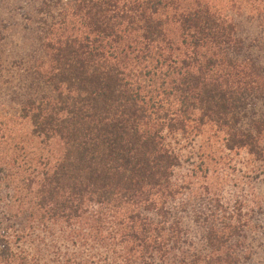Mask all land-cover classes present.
I'll return each mask as SVG.
<instances>
[{
	"label": "trees",
	"instance_id": "obj_1",
	"mask_svg": "<svg viewBox=\"0 0 264 264\" xmlns=\"http://www.w3.org/2000/svg\"><path fill=\"white\" fill-rule=\"evenodd\" d=\"M33 2L24 29L38 47L5 69L0 264H29L13 239L56 226L105 251L78 264H256V212L175 176L181 142L208 131L264 159V0L233 1L236 17L213 0ZM23 122L30 138L15 143Z\"/></svg>",
	"mask_w": 264,
	"mask_h": 264
},
{
	"label": "rangeland",
	"instance_id": "obj_2",
	"mask_svg": "<svg viewBox=\"0 0 264 264\" xmlns=\"http://www.w3.org/2000/svg\"><path fill=\"white\" fill-rule=\"evenodd\" d=\"M233 1L238 0H213V3L222 14L236 17L237 10L232 8ZM17 2L21 3L22 8L16 4ZM36 9L37 4L33 0H0V64L2 66L0 67V122L6 114L13 111L9 98L4 93L8 80L6 62L14 58L15 54L33 53L38 47L32 39H27L29 36L24 29L29 24L26 17L33 18ZM30 131L28 123H14L11 131L13 142L18 143L23 138H30ZM212 135L213 133L208 131L200 138L181 142L184 163L176 171V181L192 184V188L196 189L199 195L201 193L206 195L207 188L208 193L220 197L227 207L236 210L244 207L246 213L253 210L256 212L253 215L256 223L264 228V159L258 162L245 151H227L218 137ZM32 140V144L36 146L37 141ZM51 148L59 150L60 145L53 143ZM202 154H205V162L197 157ZM189 192L186 190L185 194L190 196ZM193 206L200 210L205 205L204 202H197ZM1 207L2 205L0 210ZM187 223L192 237L198 240L202 235V229L192 222L191 214L187 217ZM263 231L253 235L259 242L256 264H264ZM51 232L39 230L32 237L25 235L22 239L15 237L12 249L21 258L26 257L29 264H78L90 259V256H95L99 260L106 255L103 249L91 250L86 246L72 245L61 237L62 233L57 226L52 228ZM73 258L76 263H71Z\"/></svg>",
	"mask_w": 264,
	"mask_h": 264
}]
</instances>
